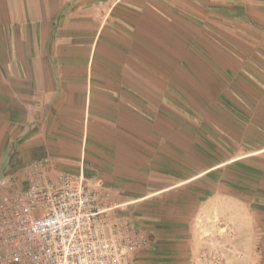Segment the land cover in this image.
Masks as SVG:
<instances>
[{
  "label": "crops",
  "instance_id": "crops-1",
  "mask_svg": "<svg viewBox=\"0 0 264 264\" xmlns=\"http://www.w3.org/2000/svg\"><path fill=\"white\" fill-rule=\"evenodd\" d=\"M44 161L138 212L141 264H208L199 210L264 191V0H0V182ZM248 237L209 263L264 264Z\"/></svg>",
  "mask_w": 264,
  "mask_h": 264
},
{
  "label": "built area",
  "instance_id": "built-area-1",
  "mask_svg": "<svg viewBox=\"0 0 264 264\" xmlns=\"http://www.w3.org/2000/svg\"><path fill=\"white\" fill-rule=\"evenodd\" d=\"M0 184V264H138L152 242L84 174L47 161ZM15 181V182H13Z\"/></svg>",
  "mask_w": 264,
  "mask_h": 264
},
{
  "label": "rangeland",
  "instance_id": "rangeland-1",
  "mask_svg": "<svg viewBox=\"0 0 264 264\" xmlns=\"http://www.w3.org/2000/svg\"><path fill=\"white\" fill-rule=\"evenodd\" d=\"M204 112H199V114ZM248 169V165L246 166ZM245 167L241 165L239 162L233 163L227 167L221 168L217 171V173L211 177L204 178L203 180L198 181V184L190 186L188 190L184 191L182 195V199H188L191 200L195 197L198 198L200 201L201 199H205L206 192L204 189L206 188V183L208 182V186L210 185H217L218 183L224 181H230V185H235V182L238 181V171L244 172ZM244 175V174H242ZM243 177V176H241ZM240 177V178H241ZM247 178V175H246ZM263 179V178H262ZM252 182L253 180H249ZM215 194L216 191H213ZM233 196L237 197L240 195V200L243 205H233L230 206V217H232L230 220L233 222H223L219 219L221 208L218 205L214 206V210L211 213L213 217H209L206 213V208L202 207L201 210H199V214L202 215V218H199V221L195 220L196 226L193 225L195 223L194 220L190 223L188 222L189 227L193 226L189 230H193L199 232L201 234V239L203 241L201 242L200 250L203 252L202 257L204 260L210 264L209 262H218L222 258L220 255L221 248H226L225 250H229V252L232 255L235 254L237 250L240 247H243L242 249H245L248 247V242L250 241L249 235L250 232L253 231V234L255 237L260 238L259 240V246L262 247L264 244V191L260 190H246V191H238V190H232L230 192ZM238 203V202H236ZM185 208H182V211H184ZM201 211V212H200ZM119 216L127 217L128 219L134 221L137 226L141 229L142 227L138 223L137 218V211L132 210L131 207H123L118 208L114 211ZM210 213V212H209ZM200 215V216H201ZM207 216V217H204ZM239 218L240 220L235 222L233 219ZM213 220V221H212ZM252 220V221H250ZM224 228V230H222ZM239 232L243 233L244 237L239 238ZM246 235V237H245ZM226 238L223 240L221 237ZM207 237H212L213 242L207 241ZM152 242V241H151ZM192 247V243L190 244ZM153 242L147 251L143 252L146 253L148 251H152L153 249ZM260 248V247H259ZM239 251V250H238ZM141 253V254H143ZM139 255V258L137 259V263L141 264L140 258L142 255Z\"/></svg>",
  "mask_w": 264,
  "mask_h": 264
}]
</instances>
